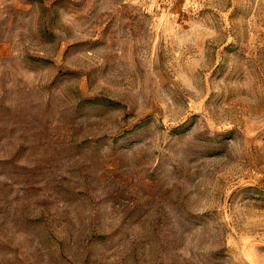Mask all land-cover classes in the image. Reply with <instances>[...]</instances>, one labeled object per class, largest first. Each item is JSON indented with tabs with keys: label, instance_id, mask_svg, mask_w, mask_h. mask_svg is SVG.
<instances>
[{
	"label": "rangeland",
	"instance_id": "1",
	"mask_svg": "<svg viewBox=\"0 0 264 264\" xmlns=\"http://www.w3.org/2000/svg\"><path fill=\"white\" fill-rule=\"evenodd\" d=\"M0 264H264V0H0Z\"/></svg>",
	"mask_w": 264,
	"mask_h": 264
}]
</instances>
